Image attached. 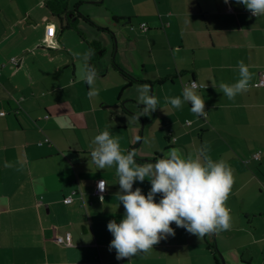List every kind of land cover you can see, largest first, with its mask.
<instances>
[{"label": "crops", "instance_id": "1", "mask_svg": "<svg viewBox=\"0 0 264 264\" xmlns=\"http://www.w3.org/2000/svg\"><path fill=\"white\" fill-rule=\"evenodd\" d=\"M89 1L109 12L120 35L122 29L133 31L132 40L118 39L131 47L129 63L119 55L120 45L117 63L109 64L99 50L77 61L62 41L30 40L47 24L61 34L73 31L64 29L68 24L61 16L71 11L69 1L0 0V112H5L0 116V264H215L204 237L175 224L174 236L130 261L116 260L115 250L108 249L113 237L107 223H119L124 209L115 196V167H96L91 141L105 128L112 134L125 128L118 119L134 116L126 108L136 112L138 101L128 91L142 84L153 87L158 104L148 115L141 135L147 146L136 152V161L154 163L167 148L195 156L201 146L213 160L226 161L234 177L226 201L231 227L216 232L215 244L208 234L207 240L219 256L230 251L227 264H264V86H254L264 77V16H252L236 0H76L74 5ZM240 60L252 76L249 90L229 100L218 85L239 79ZM85 64L98 72V96L88 95ZM191 81L199 85L206 117L193 114L190 103L176 109L165 101L182 96ZM127 141L120 144L122 151L133 149ZM258 152L260 159H253ZM6 161L12 166L5 167ZM99 179L107 184L102 203L93 196ZM136 187L146 195L150 183ZM234 251L238 258L232 259Z\"/></svg>", "mask_w": 264, "mask_h": 264}, {"label": "clouds", "instance_id": "2", "mask_svg": "<svg viewBox=\"0 0 264 264\" xmlns=\"http://www.w3.org/2000/svg\"><path fill=\"white\" fill-rule=\"evenodd\" d=\"M228 3V0H224ZM252 16H264V0H236ZM94 55L89 49L83 56L87 61ZM239 79L229 84L220 82L219 90L229 100L249 90L252 78L248 66L237 62ZM85 82L89 85V97L98 96L94 87L98 72L94 66L84 65ZM139 93L138 103L144 107L132 116L137 121L157 109L158 100L148 84L136 86ZM199 85L192 81L182 91V96L165 97L173 108L184 103L191 104V112L198 118L206 117L205 100L198 93ZM191 123V121H189ZM91 161L98 169L115 167L119 191L115 193L119 205H123V215L119 223L110 220L107 230L113 237L108 245L109 251L115 250L116 260L128 259L147 254L153 246L169 236H174L171 227L183 228L188 233L203 237L231 227L230 209L226 206L234 177L230 166L224 160H213L209 149L201 146L195 156H184L177 148H171L155 162L138 163L136 151L121 150L119 136L105 128L91 141ZM7 161L5 167H11ZM147 178V179H146ZM150 183L145 195L142 189L133 185L136 182ZM102 179L97 184L99 193L107 190ZM157 197H159L157 202ZM99 199L104 202L103 195Z\"/></svg>", "mask_w": 264, "mask_h": 264}, {"label": "rangeland", "instance_id": "3", "mask_svg": "<svg viewBox=\"0 0 264 264\" xmlns=\"http://www.w3.org/2000/svg\"><path fill=\"white\" fill-rule=\"evenodd\" d=\"M67 1L71 4V6L77 8V11H75V8L71 7V11L74 9L75 13H78L83 16L88 17V21L85 20H79V24L77 26V29H74L73 31H64L61 34V30H51L49 24L46 25L47 29H44V27H41L39 32L36 33V35L31 34L30 40H36L39 39V36L43 38L44 41H62V43L66 44V48L69 46L72 49V54L74 53L76 60H80L81 56L85 54V51H88L89 49L94 50V54L99 50V54L102 53V59L103 61H107L109 64L116 62V58L118 55V46L120 45V51L119 55L124 57V60L128 61L129 63L131 61L130 57L133 55V53L130 51L131 47L130 45L125 42L122 44V41H118V39H121V35L126 39V36H130L131 40L133 38V31H125V29H122V34H119L118 31V25L114 23L113 20L110 19V14L108 11H106L105 8H97L94 5L91 4H80L74 5L76 0H64V4H67ZM105 29V30H103ZM107 30V31H106ZM112 32L114 35H111ZM78 32L80 34H78ZM127 33V34H126ZM115 36V37H114ZM16 38V37H15ZM116 39V41H115ZM88 42V43H87ZM56 44V42H54ZM87 44L91 45V48L88 47ZM101 49V50H100ZM120 66V65H119ZM121 68V67H120ZM131 95H135L139 97V93L137 91V88L134 87L133 89H130L128 91ZM126 92V94H128ZM137 107H135V111H130V109L126 108L128 112L132 113L133 115H136L142 107H140L138 101L134 102ZM130 105V103H127L126 105ZM138 104V105H137ZM139 106V107H138ZM132 116L130 115H124L121 120L118 119L119 122L123 123L125 125V128L119 131L118 133H114L115 135L119 136V143L121 145L127 144V137L131 139L132 148L136 152H141L142 149H144L145 146H147L146 141L143 142L141 145V135L143 134L145 123L147 125V121L150 119L149 116H140L137 121L131 119ZM141 118V119H140ZM117 119V118H116ZM146 127V126H145ZM146 129V128H145ZM113 134V135H114ZM144 134L146 135V130H144ZM163 147H168L167 143L165 141L162 142ZM171 149V148H167ZM211 242L214 244L216 243V233L208 234ZM220 239L224 240L225 236L223 234H219ZM231 242L236 241L234 239L230 240ZM228 242V245H226V248H229L232 246V244ZM235 243V242H234ZM229 251V250H228ZM228 251H224L225 255L220 253V260L221 263L227 264L225 257L229 256L230 254L227 253ZM230 252V251H229ZM233 258H238V255H236V252L232 253ZM225 256V257H224ZM246 257V256H245ZM225 259V260H224ZM224 260V261H223ZM240 262V261H238ZM246 262V261H244ZM255 262V261H254ZM253 264H258L255 262ZM245 264V263H243Z\"/></svg>", "mask_w": 264, "mask_h": 264}, {"label": "built area", "instance_id": "4", "mask_svg": "<svg viewBox=\"0 0 264 264\" xmlns=\"http://www.w3.org/2000/svg\"><path fill=\"white\" fill-rule=\"evenodd\" d=\"M141 27L143 28V30H146V23H143V24L141 25ZM12 62H13V63H16L15 59H12ZM191 82H192V81H191ZM191 82L186 83L184 86H185V87H186V86H189V85L191 84ZM254 86H256V87H258V86H264V77H262L257 83H255ZM18 112H19V111H16V113H18ZM0 116H5V112H4V111L0 112ZM45 142H49V139H48V138L45 139ZM41 144H42V143H40V145H41ZM253 159H255V160H259V159H260V152L254 154V155H253ZM100 180H102V179H99V180L96 181V183H95V187H94V190H93V196H95V197L98 198V199H99V196H100V195H103V196H104V195L106 194V191H104L103 193H99V192H98L97 184H98V182H99ZM103 180H104V179H103ZM104 181H105V180H104ZM105 182H106V181H105ZM75 193H76V192H73L71 195L67 196V197L63 200V202H64L65 204H70V203L72 202L73 195H75ZM58 242H63V239H62V238H58Z\"/></svg>", "mask_w": 264, "mask_h": 264}, {"label": "trees", "instance_id": "5", "mask_svg": "<svg viewBox=\"0 0 264 264\" xmlns=\"http://www.w3.org/2000/svg\"><path fill=\"white\" fill-rule=\"evenodd\" d=\"M79 18H81V17L79 16ZM81 19L84 20L85 18H81ZM86 19H87V18H86ZM67 26H68V25H67ZM65 28H69V29H70V27H64V29H65ZM74 29H75V27H74ZM78 34H80V33L78 32ZM121 75L123 76V78H124L128 83L131 84V82H134V79H133L132 77H130L128 74H126L125 72L121 71ZM203 237H204V242H205V245H206V247H207V250L210 251V252L212 253V255H213V259H214L215 264H221V263H220V256L218 255V253H215V251H216L215 246H214L213 244H211V243L207 240L206 235L203 236Z\"/></svg>", "mask_w": 264, "mask_h": 264}, {"label": "flooded vegetation", "instance_id": "6", "mask_svg": "<svg viewBox=\"0 0 264 264\" xmlns=\"http://www.w3.org/2000/svg\"><path fill=\"white\" fill-rule=\"evenodd\" d=\"M61 16H62L63 21H67L66 22L68 24L67 27H70V29H73V30L76 24L79 22V20H82L81 18H79V16L75 12L74 14H71L70 16H67V14H63Z\"/></svg>", "mask_w": 264, "mask_h": 264}, {"label": "water", "instance_id": "7", "mask_svg": "<svg viewBox=\"0 0 264 264\" xmlns=\"http://www.w3.org/2000/svg\"><path fill=\"white\" fill-rule=\"evenodd\" d=\"M88 3H90V4H94V3H96L95 1H89ZM100 3V2H99ZM76 11H77V8H76ZM71 14H74V10L73 11H70V12H67V16H70ZM77 15L78 16H80L81 18H85L84 20L85 21H88L89 19H88V17L87 16H83V15H80V14H78L77 13ZM87 18V19H86ZM103 30H105V29H103ZM107 31V30H106ZM109 32V31H108ZM109 33H111V35H114L112 32H109ZM115 37V36H114ZM115 41H116V39H115ZM150 87H151V92H152V94H153V87L150 85ZM140 107H144L143 105H140ZM130 113V112H129ZM132 114V113H131ZM141 119V118H140ZM223 263V262H222ZM225 264V263H224Z\"/></svg>", "mask_w": 264, "mask_h": 264}]
</instances>
